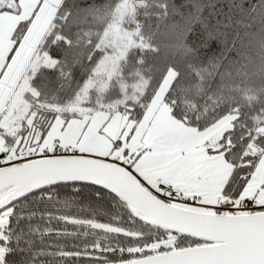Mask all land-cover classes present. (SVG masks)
I'll use <instances>...</instances> for the list:
<instances>
[{"label": "snow or ice", "instance_id": "1", "mask_svg": "<svg viewBox=\"0 0 264 264\" xmlns=\"http://www.w3.org/2000/svg\"><path fill=\"white\" fill-rule=\"evenodd\" d=\"M0 264H264V0H0Z\"/></svg>", "mask_w": 264, "mask_h": 264}]
</instances>
